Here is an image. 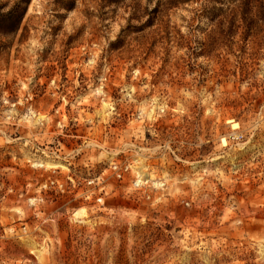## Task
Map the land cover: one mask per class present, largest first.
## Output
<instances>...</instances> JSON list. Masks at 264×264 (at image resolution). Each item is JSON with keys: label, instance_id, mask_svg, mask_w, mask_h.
<instances>
[{"label": "rangeland", "instance_id": "374dc122", "mask_svg": "<svg viewBox=\"0 0 264 264\" xmlns=\"http://www.w3.org/2000/svg\"><path fill=\"white\" fill-rule=\"evenodd\" d=\"M210 5L0 0V264H264V0Z\"/></svg>", "mask_w": 264, "mask_h": 264}, {"label": "built area", "instance_id": "2783aa9c", "mask_svg": "<svg viewBox=\"0 0 264 264\" xmlns=\"http://www.w3.org/2000/svg\"><path fill=\"white\" fill-rule=\"evenodd\" d=\"M112 169H113V172L116 174V176L122 179L124 176V170H128V167H126L125 169H122L118 164L114 163L112 165Z\"/></svg>", "mask_w": 264, "mask_h": 264}, {"label": "trees", "instance_id": "16d2710c", "mask_svg": "<svg viewBox=\"0 0 264 264\" xmlns=\"http://www.w3.org/2000/svg\"><path fill=\"white\" fill-rule=\"evenodd\" d=\"M219 3H222V0H207V4L210 5L212 4L213 6H205L206 9H209V8H212V9H215V10H220L221 7H218L217 5Z\"/></svg>", "mask_w": 264, "mask_h": 264}, {"label": "bare ground", "instance_id": "6f19581e", "mask_svg": "<svg viewBox=\"0 0 264 264\" xmlns=\"http://www.w3.org/2000/svg\"><path fill=\"white\" fill-rule=\"evenodd\" d=\"M233 126L236 128V127H238V124H237V123H235V124H233Z\"/></svg>", "mask_w": 264, "mask_h": 264}]
</instances>
